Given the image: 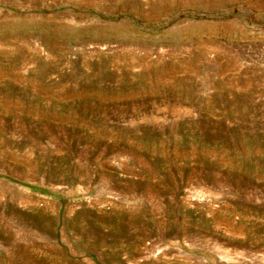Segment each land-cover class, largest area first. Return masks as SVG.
Returning a JSON list of instances; mask_svg holds the SVG:
<instances>
[{"label": "rangeland", "instance_id": "1", "mask_svg": "<svg viewBox=\"0 0 264 264\" xmlns=\"http://www.w3.org/2000/svg\"><path fill=\"white\" fill-rule=\"evenodd\" d=\"M0 264H264V0H0Z\"/></svg>", "mask_w": 264, "mask_h": 264}, {"label": "bare ground", "instance_id": "2", "mask_svg": "<svg viewBox=\"0 0 264 264\" xmlns=\"http://www.w3.org/2000/svg\"><path fill=\"white\" fill-rule=\"evenodd\" d=\"M39 46V45H38ZM22 200V199H21Z\"/></svg>", "mask_w": 264, "mask_h": 264}]
</instances>
